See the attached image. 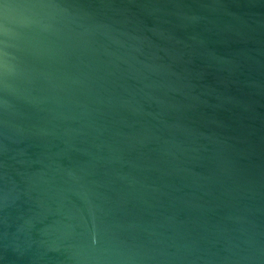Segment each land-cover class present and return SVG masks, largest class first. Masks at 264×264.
Returning <instances> with one entry per match:
<instances>
[{
	"label": "water",
	"instance_id": "water-1",
	"mask_svg": "<svg viewBox=\"0 0 264 264\" xmlns=\"http://www.w3.org/2000/svg\"><path fill=\"white\" fill-rule=\"evenodd\" d=\"M0 264H264V0H0Z\"/></svg>",
	"mask_w": 264,
	"mask_h": 264
}]
</instances>
